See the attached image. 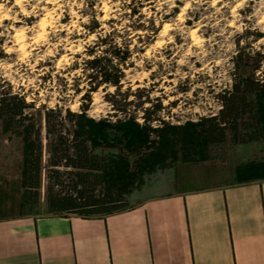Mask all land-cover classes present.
<instances>
[{"label": "rangeland", "instance_id": "rangeland-1", "mask_svg": "<svg viewBox=\"0 0 264 264\" xmlns=\"http://www.w3.org/2000/svg\"><path fill=\"white\" fill-rule=\"evenodd\" d=\"M130 1L0 0V15L4 17L0 20V90L18 93L32 103L30 112L57 108L64 115L66 110L79 112L80 106H85V113L78 118L83 124L122 119L124 113L116 109L121 106L138 123L143 122L144 108L146 115L159 118L161 121H149L158 126L157 133L151 135L156 139L152 149L139 154L119 146L95 150L103 159V182L117 186L122 208L129 203L122 192L142 196L179 189L177 184L161 182L164 174L183 177V184L190 189L235 180L240 174L264 177L262 93L255 95L260 127H252L249 121L248 130L241 129L234 135L225 128L223 135L217 132L214 136L223 137L221 141L208 142L200 123L202 118L219 113L221 95L231 89L239 75L251 69L254 58L244 65L242 59L241 67L235 69L237 41L250 56L264 52V0H155L140 8L141 20L148 27L133 36L128 27L122 26L139 20L129 16L127 5L140 0ZM92 16L102 23L101 35L110 32L118 42L130 38L133 66L124 69L120 93L111 96L105 93H112L113 87H100L90 92L89 102L81 97L83 86H87L82 68L88 58L85 50L94 44L96 33H89L83 24L90 23ZM258 33L263 36L256 39ZM259 73L255 76L262 77ZM37 116L43 136L45 123L42 116ZM250 136L253 138L248 139ZM45 142L43 139L39 200L31 207L22 187L24 139L13 131L2 132L0 123V176L13 183V212H48L45 194L51 181L46 177ZM147 156L157 159L159 171H137L140 160ZM210 172L219 177H208ZM147 175L148 179L144 177Z\"/></svg>", "mask_w": 264, "mask_h": 264}, {"label": "crops", "instance_id": "crops-1", "mask_svg": "<svg viewBox=\"0 0 264 264\" xmlns=\"http://www.w3.org/2000/svg\"><path fill=\"white\" fill-rule=\"evenodd\" d=\"M150 157L139 173L160 170ZM163 176L179 189L122 192L127 207L92 217L13 212V183L0 176V264H264V177L190 189Z\"/></svg>", "mask_w": 264, "mask_h": 264}, {"label": "trees", "instance_id": "trees-1", "mask_svg": "<svg viewBox=\"0 0 264 264\" xmlns=\"http://www.w3.org/2000/svg\"><path fill=\"white\" fill-rule=\"evenodd\" d=\"M132 1V0H131ZM130 1V2H131ZM155 0H140L137 4L129 3V16L139 18L137 22L124 23L123 28L128 27L129 35H138L137 30H146L148 26L141 20L140 8L143 4H151ZM108 22V20H106ZM83 28L89 33H96V40L85 52L88 58L84 59L82 68L83 78L87 86H83L82 98L91 101L90 92L102 87L107 90L113 87L112 93H120L122 82L125 78L124 69L133 66L130 61L132 51L129 49L130 38L125 42H118L109 33L101 35L104 29L102 23L92 16L90 23L83 24ZM263 36L256 34V39ZM234 55V67L239 69L242 59L243 65L254 58L250 71L239 75L232 83L231 89L221 95L222 108L215 116L200 120L203 132L208 142L221 141L223 137L214 138L215 134L224 133L229 128L235 135L242 129L261 126V118L255 99L256 94L264 95V52L257 51L250 56L244 48L239 46ZM247 60V61H246ZM242 65V66H243ZM245 71V70H244ZM260 72L262 77H256ZM130 86L124 94H128ZM80 88L76 89L79 93ZM113 104V102H112ZM32 103L25 102L18 93L0 90V123L2 132L13 131L24 139V161L22 169V187L26 202L32 207L38 203L40 177L42 171V140L48 153L47 180L51 181L46 188L45 201L48 212L70 213L82 217L105 216L121 209L123 202L117 188L113 185H105L103 182V159L95 152L97 148L119 146L128 153L139 154L144 150L152 149L156 139L158 126H152L150 120L161 121L159 118H151L146 115L144 108L143 122L138 123L135 116L126 111L123 106L118 107L124 118L114 122L105 120H89L88 123L79 122L86 111L85 106H80L79 112L66 110L61 115L60 109L50 108L40 113L28 109ZM160 105H157L159 109ZM42 116L45 123V133L38 123V116ZM249 117H242V115ZM180 126L177 127L179 129ZM218 132V133H217ZM221 135V136H222ZM180 138V135L177 139ZM249 137L248 139H252ZM54 187H57L54 188Z\"/></svg>", "mask_w": 264, "mask_h": 264}, {"label": "clouds", "instance_id": "clouds-1", "mask_svg": "<svg viewBox=\"0 0 264 264\" xmlns=\"http://www.w3.org/2000/svg\"><path fill=\"white\" fill-rule=\"evenodd\" d=\"M243 2V0H241V3ZM239 6V5H238ZM4 17L3 15H0V20H2ZM18 36H22V32L18 34Z\"/></svg>", "mask_w": 264, "mask_h": 264}]
</instances>
